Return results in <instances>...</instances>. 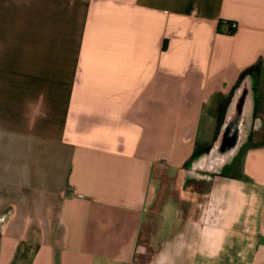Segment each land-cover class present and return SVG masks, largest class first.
Returning <instances> with one entry per match:
<instances>
[{"label": "crops", "instance_id": "crops-1", "mask_svg": "<svg viewBox=\"0 0 264 264\" xmlns=\"http://www.w3.org/2000/svg\"><path fill=\"white\" fill-rule=\"evenodd\" d=\"M238 104L260 127L201 194L216 229L175 203L145 264L167 247L173 264H264V0H0V264H136L152 174L168 166L196 209L186 170L226 152H201L209 110Z\"/></svg>", "mask_w": 264, "mask_h": 264}, {"label": "rangeland", "instance_id": "rangeland-1", "mask_svg": "<svg viewBox=\"0 0 264 264\" xmlns=\"http://www.w3.org/2000/svg\"><path fill=\"white\" fill-rule=\"evenodd\" d=\"M17 1H21V0H17ZM17 6H18L17 20L25 21L26 15L24 14L23 9H19L22 8L21 3L17 2ZM209 115L213 118L214 120L213 122L218 124V121H216L218 116L215 105H213L210 108ZM263 143L264 140L262 141V143L259 144H263ZM164 166L165 165L163 164V167L161 169L155 170L148 184L149 201L147 205L148 207L147 217H146L147 231H146L145 242L147 245H151L153 249L158 246L157 244L159 242L168 239L170 235L173 233L174 227L179 224L175 215H173L175 213L174 209L176 208V205L178 209L183 208L185 206L184 200L178 193V185H176V183L174 182V178L172 176L173 171L167 168L168 166H166V168ZM235 176L240 177L241 175L238 172L235 173ZM159 210H160L161 220L159 219V214H158ZM156 229L158 231L154 236L153 233L154 231H156ZM152 237L154 238L152 239ZM151 246H149V248ZM152 248H150V250ZM148 261H149V256L146 258V262Z\"/></svg>", "mask_w": 264, "mask_h": 264}, {"label": "water", "instance_id": "water-1", "mask_svg": "<svg viewBox=\"0 0 264 264\" xmlns=\"http://www.w3.org/2000/svg\"><path fill=\"white\" fill-rule=\"evenodd\" d=\"M248 89V88H247ZM244 91V84L239 92L240 95H243ZM251 105V102H250ZM235 111L231 112L230 114L233 116V118H240V116L243 114V110H242V105H236L235 106ZM232 127V122L227 121L225 122V124L222 127V131L219 137V140L216 144L217 147H219L220 151L224 149L223 145L224 142L226 141L224 139L225 136L229 137L230 135V129ZM246 135V131H238L235 132V134L233 136H235V140L229 141V146L228 149L226 150V152L224 154L216 152L215 150L210 153L208 156L206 157H200L197 158L196 160H194L188 167V169L186 170V175L195 177V178H200V179H205V180H209V181H213L211 180L209 177L211 176V172L214 166L216 165H220L222 163H226L228 164L233 156V154L235 153V151L237 150L238 145L240 144L241 141H243L244 137ZM216 206L215 208L212 207L210 204L208 206V204L206 205L205 203L202 205V210L199 213V219L201 223H204L203 225H205V231L208 232V234L213 233L214 229H216V223L218 222V217L220 216V213H218L219 209V205H214ZM207 223H210L214 226L211 227V225H207ZM180 254V250H178L177 248H170L167 247L166 249H164L160 254L157 255L155 263L154 264H173L175 262V260L178 259Z\"/></svg>", "mask_w": 264, "mask_h": 264}, {"label": "flooded vegetation", "instance_id": "flooded-vegetation-1", "mask_svg": "<svg viewBox=\"0 0 264 264\" xmlns=\"http://www.w3.org/2000/svg\"><path fill=\"white\" fill-rule=\"evenodd\" d=\"M228 113H229V109H225L223 110V115L221 118V121H218V132L216 133L214 140L212 142V144L208 147H205L202 149V154H209V152L214 148V146L217 144L221 131H222V127L225 124V122L228 121ZM230 122H232V127L230 129V135L229 137L225 136L224 139L226 140L224 142V149L223 151H226L228 149L229 146V141H234L235 140V136H233L235 134V132H240L242 131L243 128H245V130L247 131V142L245 145L250 143V140L252 138V135L254 133H256L260 127V125L257 124V117L254 118H249L248 116L242 117V118H237L234 120H231ZM247 128V129H246ZM235 137V138H234ZM236 173V172H234ZM235 174L231 173L229 175V178H234ZM192 182L195 185L194 191L196 193H198V202L195 203L196 204V209H193L194 204L190 201H187L188 206H184L183 208L178 209V213L181 214L183 211H188V212H195L196 214L200 213V211L202 210V205H203V197L201 196V194L204 192V190L206 191L208 189V187H210L211 185V181H205V180H199V179H192V181H189V183ZM181 191L178 190V193L180 194ZM193 205V206H192ZM186 207V209H185ZM194 213V214H195ZM192 214V213H191ZM145 232V231H144ZM151 250L149 248V245L146 244L145 242V233L144 235L140 236V240L138 242V245L136 247V253H135V261L136 264H145L146 262V258L151 255Z\"/></svg>", "mask_w": 264, "mask_h": 264}, {"label": "trees", "instance_id": "trees-1", "mask_svg": "<svg viewBox=\"0 0 264 264\" xmlns=\"http://www.w3.org/2000/svg\"><path fill=\"white\" fill-rule=\"evenodd\" d=\"M234 32H235V31H234ZM234 32H229L228 29L225 30V33L228 34V35H231V34H233ZM262 70H263V63H262L261 60H259V61L256 62L254 65L248 67L247 69H245V70L241 73V75H240V77H239V80H238V83L242 80V78H243L244 76H246V75H248V74H256V75H260L261 72H262ZM12 264H15V262L12 263Z\"/></svg>", "mask_w": 264, "mask_h": 264}, {"label": "built area", "instance_id": "built-area-1", "mask_svg": "<svg viewBox=\"0 0 264 264\" xmlns=\"http://www.w3.org/2000/svg\"><path fill=\"white\" fill-rule=\"evenodd\" d=\"M237 25L235 23H229L227 24V28L229 32H234L236 31Z\"/></svg>", "mask_w": 264, "mask_h": 264}]
</instances>
